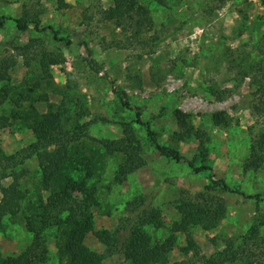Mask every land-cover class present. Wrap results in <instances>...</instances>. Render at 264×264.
I'll return each instance as SVG.
<instances>
[{"label": "rangeland", "instance_id": "1", "mask_svg": "<svg viewBox=\"0 0 264 264\" xmlns=\"http://www.w3.org/2000/svg\"><path fill=\"white\" fill-rule=\"evenodd\" d=\"M136 1L149 11V23L133 35L130 21L109 18L114 0H64L61 9L57 0H0V17L9 18L0 28V65L13 64L5 76L0 68V192L12 186L25 194L0 217V255L30 245L38 202L51 203L59 191L43 186L40 155L62 146L78 161L60 184L68 192L61 217L93 216L79 254L133 264L124 252L142 231L152 252L174 238L164 250L167 264H264V147L258 167H245L264 125V0ZM30 19L52 30L17 29L15 21ZM115 92L125 94L129 108ZM15 100L40 114L59 110L62 140L44 148L14 118ZM136 109L160 145L211 173L159 153L135 122ZM175 110L193 128L186 138L177 137ZM218 112L227 125L212 123ZM130 133L142 165L116 179ZM218 204L225 209L215 227H188L192 244L172 232L173 222ZM152 210L165 227L146 222ZM63 230L42 233L46 253L36 264H68Z\"/></svg>", "mask_w": 264, "mask_h": 264}, {"label": "trees", "instance_id": "2", "mask_svg": "<svg viewBox=\"0 0 264 264\" xmlns=\"http://www.w3.org/2000/svg\"><path fill=\"white\" fill-rule=\"evenodd\" d=\"M158 3L163 2V0H156ZM58 8H65L67 5L64 0H57ZM114 12H107L109 18L116 19L118 21H130L128 24L132 28L131 32L136 35L137 32L141 31L145 23H149V11L143 5L138 3L136 0H114ZM9 19L5 17H0V28L3 27L4 22ZM16 27L19 31H26L29 27H32L36 31L52 30L50 27L39 26L38 20L30 19L29 21L19 23L15 21ZM149 26L146 28L148 29ZM53 37L55 40L59 41L55 32H53ZM69 41L66 42V45ZM158 42H153L151 45V51L156 47ZM3 46L0 43V47ZM88 56H91V50L86 48ZM51 63H58L56 59L49 60ZM91 61V60H90ZM89 61V67L93 71H98L94 68L93 64ZM4 65V66H3ZM13 64L6 61L0 68L4 70V76L6 69L10 68ZM4 77L3 74L0 77ZM4 92H6L4 90ZM121 101L122 106L129 108L128 103L124 100L125 94L123 92H115ZM18 110L14 111V118L19 119L23 122L24 126L31 130L34 137L43 143V147L57 144L62 140L65 132L61 128L60 112H47L40 114L36 111L32 103H29L27 107H21L18 100L14 102ZM21 107V108H20ZM175 119L177 125L180 129L177 137L186 138L193 128L187 123V116L178 110L174 111ZM135 122L145 128L146 134L149 140L153 143L155 149L161 153L163 156L170 158L176 163L184 162L191 168L195 173L209 172L211 173V168L208 165L202 164L195 167L192 162L186 161L178 151L171 149L167 146L160 145L154 138L152 131L147 123H143L140 120V110L135 111ZM212 123L214 125H227L228 117L222 112H218L212 115ZM134 137L130 133L128 142L130 147H125L123 151L126 153V161L121 166L116 179H120L130 173L134 172L135 169L142 165V159L138 156L136 151L137 146H133L132 143ZM264 147V125L262 134L258 137L256 144L251 147L250 159L246 164L248 169H256L258 167V162L261 159V153ZM43 148V149H44ZM130 148V152L127 150ZM39 155V154H38ZM42 160L40 161L41 171H42V183L45 188H54L51 185H57L59 188L58 192L53 194V200L49 204H43L38 202L36 207V213L34 217V232L30 245L16 256L2 257L0 255V264H36L40 262L43 258L42 256L46 253L44 247L43 235L42 233L49 227H57L58 229H64L63 235L65 239L64 249L68 255V264H102L103 256L89 254L81 255L79 254V247L83 243L85 237L93 231L94 223L93 216L91 214H83L80 216H75L72 213H68L64 218L61 214L65 211L63 206L64 197L67 196V190L62 189L60 184L64 177L70 173V171L75 169V163H77V158H75L66 148L58 146L56 151L42 153ZM90 162L88 161V166ZM63 176V177H62ZM6 177V173L0 174V178ZM210 177L212 175L210 174ZM222 187L228 190L227 186L222 183ZM1 201H0V217L9 211V206L13 203L19 202L25 198V194L22 190L16 189L15 187L3 188L1 190ZM242 196L253 199L255 196ZM179 213L184 214L185 210L181 206H177ZM224 206L218 204L217 207L213 209H205L199 207L193 214L190 221H186L182 218L180 222H173L171 225L172 232H183L187 243L192 244L191 233L188 229L189 226H199L203 230H209L215 227L221 220V216L224 213ZM146 222L155 228L165 227V223L161 218L159 211L152 210L150 214L146 216ZM257 230V226L253 225L249 232H254ZM173 239L167 242L156 245V252H152L149 247V238L146 233L138 231L135 238L131 239L127 245L124 252L126 260L132 261L133 264H167V259L165 256L166 249L172 247Z\"/></svg>", "mask_w": 264, "mask_h": 264}]
</instances>
